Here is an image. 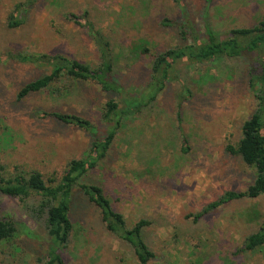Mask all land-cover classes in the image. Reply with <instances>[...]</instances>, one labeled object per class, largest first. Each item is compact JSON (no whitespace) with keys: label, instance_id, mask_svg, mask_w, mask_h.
Instances as JSON below:
<instances>
[{"label":"rangeland","instance_id":"1","mask_svg":"<svg viewBox=\"0 0 264 264\" xmlns=\"http://www.w3.org/2000/svg\"><path fill=\"white\" fill-rule=\"evenodd\" d=\"M24 1L0 0V163L6 176L39 171L46 181H59L70 161L87 156L92 141L85 131L40 112L77 114L101 128L104 104L115 100L126 108L123 98L139 92L148 77L150 60L131 55L134 43L146 40L155 51L180 45L184 14L198 28L206 20L220 34L264 20V0H37L24 12V24L10 28L11 11ZM85 11L110 40L126 93L69 80L56 85L68 89L64 97L42 91L19 98L48 69L19 63L11 53L62 54L98 65L87 30L66 18ZM166 18L174 26H165ZM249 62L224 59L202 67L179 62V77L154 104L127 115L108 155L79 180L102 186L129 226L151 221L146 239L156 259L150 264H264V252L235 255L264 219V196L232 202L198 222L189 217L254 180V169L226 150L238 144L243 123L256 109ZM75 196L64 264H139L134 250L108 232L96 207L83 194ZM40 201L38 195L23 202L0 194V217L17 227L14 239L0 243V264H44L51 238L35 213Z\"/></svg>","mask_w":264,"mask_h":264},{"label":"trees","instance_id":"2","mask_svg":"<svg viewBox=\"0 0 264 264\" xmlns=\"http://www.w3.org/2000/svg\"><path fill=\"white\" fill-rule=\"evenodd\" d=\"M34 1L37 0H26L15 5L9 15L10 28H18L24 24V12ZM184 16L185 14L180 24V45L162 51H155L150 43L143 39L131 45V55L134 58L140 60L145 56L150 60L148 77L139 92L133 91L123 98L126 108L120 107L115 100L104 104L101 128L77 114L40 112L43 117L72 125L91 136L92 142L87 156L70 161L59 181L55 178L46 181L39 171H16L11 176H6L5 168L0 163L1 195L19 198L23 202L31 195L41 197L35 207V213L37 218L44 221L51 238L48 253L43 259L44 264H64L62 253L69 245L74 230L71 215L77 193L83 194L87 201L96 207L108 232L134 250L139 264H150L156 259V253L149 247L146 239V230L152 224L151 221L142 218L133 226H129L124 214L113 206L102 186L80 183L79 180L95 169L108 155L127 115L134 110L140 112L154 104L166 86L179 77V62L189 63L191 67H202L224 59H251L248 66V86L256 101L255 112L243 123L242 138L236 146L228 145L226 148L229 154L239 157L246 166L254 169L252 184L242 191L224 192L201 212L189 217L192 216L194 222H198L207 214L232 202L264 196V60L261 57L264 50V20L250 28L231 29L220 34L206 20L204 29H200L193 23L190 15L189 18ZM66 18L87 30L99 53L98 65L95 67L62 54L11 53L9 57L19 63L48 69L47 74L25 85L19 93V98L42 91H52V94L64 97L68 89L65 93L56 85L69 80L78 85L94 83L108 93H126L127 83L115 70L118 60L112 44L103 31L89 19V12L85 11L81 15L68 13ZM163 23L165 26H174V21L167 18ZM177 24L176 22L175 25ZM100 129H103L102 134ZM187 142V137H184L185 146ZM188 149L183 148V152ZM16 233L14 221L0 217V243L11 241ZM250 252H264V219L260 222L258 230L245 239L235 255Z\"/></svg>","mask_w":264,"mask_h":264}]
</instances>
